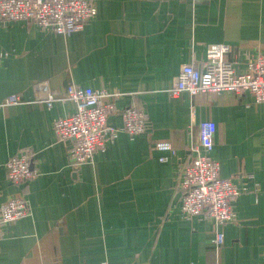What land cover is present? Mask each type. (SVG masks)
Here are the masks:
<instances>
[{"label":"crops","instance_id":"0c3cea01","mask_svg":"<svg viewBox=\"0 0 264 264\" xmlns=\"http://www.w3.org/2000/svg\"><path fill=\"white\" fill-rule=\"evenodd\" d=\"M91 1L96 16L71 34L0 23V206L23 195L30 207L5 226L0 264H264V105L247 92L169 95L181 67L201 64L213 45L229 46L228 61L244 72L245 53L264 52V0ZM42 82L50 107L36 100ZM70 83L119 92L117 109H143L147 132H119L73 167L70 142L54 134V122L75 111L64 99ZM17 95L19 104L2 105ZM203 120L215 124L219 176L245 188L235 222L222 228L180 212L177 176ZM107 123L122 127L119 114ZM158 142L174 151L156 150ZM20 154L38 176L14 185L4 164Z\"/></svg>","mask_w":264,"mask_h":264},{"label":"built area","instance_id":"2783aa9c","mask_svg":"<svg viewBox=\"0 0 264 264\" xmlns=\"http://www.w3.org/2000/svg\"><path fill=\"white\" fill-rule=\"evenodd\" d=\"M96 16L95 4L91 0H0V23L31 22L56 34H71L80 31ZM229 46L217 44L207 48L201 64H185L169 90L171 97L185 92L190 96L206 93H249L255 104L264 105V52L257 55L245 53L244 72L235 71L236 62L225 61ZM6 54L0 52V62ZM36 100L52 106L55 99L45 83L35 84ZM119 92L93 90L70 83L65 97L75 111L54 122V134L58 140L69 141L67 156L73 167L91 163L95 154L104 149L107 142L119 132L130 137L144 134L149 128L146 112L136 106L118 110L116 101ZM103 98L110 101L103 102ZM21 98L11 96L3 106L16 105ZM113 114H119L122 127L116 130L107 123ZM215 124L203 120L197 127V142L191 148L190 161L180 167L177 186L181 192L180 212L185 220L197 217L211 220L216 227L235 222L232 209L236 198L245 192L239 184L219 176V163L211 157L214 147ZM160 152H173L168 142L155 144ZM166 158L159 159L160 162ZM7 179L14 185L26 184L38 176L31 167L26 154L9 159L4 164ZM30 207L22 195L12 198L0 206V242L5 226L26 217ZM224 236L216 232L212 240L215 248L222 246Z\"/></svg>","mask_w":264,"mask_h":264},{"label":"rangeland","instance_id":"374dc122","mask_svg":"<svg viewBox=\"0 0 264 264\" xmlns=\"http://www.w3.org/2000/svg\"><path fill=\"white\" fill-rule=\"evenodd\" d=\"M224 59H225V61H228V60H229V59H228V56H225V58H224Z\"/></svg>","mask_w":264,"mask_h":264},{"label":"trees","instance_id":"16d2710c","mask_svg":"<svg viewBox=\"0 0 264 264\" xmlns=\"http://www.w3.org/2000/svg\"><path fill=\"white\" fill-rule=\"evenodd\" d=\"M212 153V152H211Z\"/></svg>","mask_w":264,"mask_h":264}]
</instances>
